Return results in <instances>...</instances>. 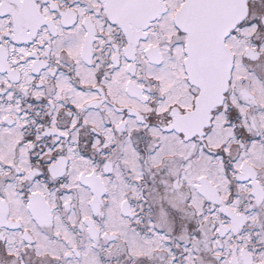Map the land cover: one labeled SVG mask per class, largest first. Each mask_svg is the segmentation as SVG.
I'll return each mask as SVG.
<instances>
[{
	"label": "snow or ice",
	"instance_id": "1",
	"mask_svg": "<svg viewBox=\"0 0 264 264\" xmlns=\"http://www.w3.org/2000/svg\"><path fill=\"white\" fill-rule=\"evenodd\" d=\"M0 264H264V0H0Z\"/></svg>",
	"mask_w": 264,
	"mask_h": 264
}]
</instances>
